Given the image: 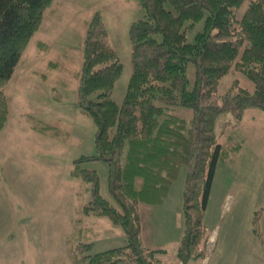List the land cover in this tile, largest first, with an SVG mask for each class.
I'll return each mask as SVG.
<instances>
[{
	"label": "trees",
	"instance_id": "16d2710c",
	"mask_svg": "<svg viewBox=\"0 0 264 264\" xmlns=\"http://www.w3.org/2000/svg\"><path fill=\"white\" fill-rule=\"evenodd\" d=\"M52 1L0 0V131L8 118L2 88ZM135 2L143 17L128 31L132 72L122 102L116 103L111 93L123 65L99 11L86 23L78 88V106L96 126V155L90 159L108 164L116 206L99 193L95 170L81 168L84 158L75 160L71 171L91 184L92 199L83 213L101 214L122 227L126 244L90 254L92 244L80 243L74 264H163L165 251L142 240L138 208L161 204L183 166L184 225L174 257L181 264L203 260L210 237L203 216L217 163L241 147L234 135L244 111L264 110V0ZM203 17V30L187 42V31ZM231 68L251 81V91L217 92ZM176 108L190 110V118L175 114ZM226 113L235 124H228L225 139L219 140L214 125Z\"/></svg>",
	"mask_w": 264,
	"mask_h": 264
},
{
	"label": "rangeland",
	"instance_id": "374dc122",
	"mask_svg": "<svg viewBox=\"0 0 264 264\" xmlns=\"http://www.w3.org/2000/svg\"><path fill=\"white\" fill-rule=\"evenodd\" d=\"M96 11L123 65L111 93L120 104L132 72L128 31L143 17L135 0H53L2 88L8 118L0 131V264H74L80 243L92 244L90 254L126 244L122 227L101 214L83 213L91 184L71 175L74 161L84 158L81 168L95 170L99 193L116 206L108 164L90 159L96 155V126L78 106L85 28ZM203 22L204 17L187 31V42ZM187 76L192 82L191 63ZM240 87L253 89L231 68L217 92ZM175 114L191 116L188 109L176 108ZM228 124H235L230 113L216 120V139L225 137ZM234 136L241 147L218 161L203 216L210 233L205 259L190 264H264V110L246 109ZM185 174L183 166L161 204L138 208L142 240L165 251L163 264H181L174 253L183 233Z\"/></svg>",
	"mask_w": 264,
	"mask_h": 264
},
{
	"label": "crops",
	"instance_id": "0c3cea01",
	"mask_svg": "<svg viewBox=\"0 0 264 264\" xmlns=\"http://www.w3.org/2000/svg\"><path fill=\"white\" fill-rule=\"evenodd\" d=\"M204 259H205V258H204ZM204 259H203V260H204ZM21 262H22L23 264H26V262H25V261H21Z\"/></svg>",
	"mask_w": 264,
	"mask_h": 264
}]
</instances>
